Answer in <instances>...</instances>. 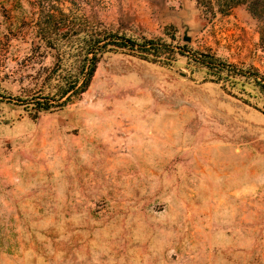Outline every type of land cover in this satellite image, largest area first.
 <instances>
[{"label": "rangeland", "instance_id": "1", "mask_svg": "<svg viewBox=\"0 0 264 264\" xmlns=\"http://www.w3.org/2000/svg\"><path fill=\"white\" fill-rule=\"evenodd\" d=\"M221 7L0 0V264H264V50ZM111 34L156 48L38 112Z\"/></svg>", "mask_w": 264, "mask_h": 264}, {"label": "trees", "instance_id": "2", "mask_svg": "<svg viewBox=\"0 0 264 264\" xmlns=\"http://www.w3.org/2000/svg\"><path fill=\"white\" fill-rule=\"evenodd\" d=\"M220 4V12L226 13L228 9H230L234 5H240L245 4L247 6L248 11L251 13L252 17L257 22L258 32L260 34V46L264 50V0H219ZM72 22V21H71ZM70 21L66 23V25L71 24ZM121 38L116 34L111 35H104L100 37L99 39H96L93 45H87L83 48L85 49L83 52L84 58L81 63V69L78 74L73 75L69 78H64L62 81V85L59 89V92L57 93V98H51V99H43V100H37L33 102L34 108L39 112L48 111L56 106V103L54 102H60L63 98H65L61 104H65L70 98L74 95H76L79 92H84L87 88V86L90 84V81L95 73L96 67H97V51H100L102 49H105L109 44H117L121 47H130V48H141V51L143 52H149L153 54L152 50H154L155 42L152 39L144 38L143 43H137L134 39L130 37H123L122 41L120 39H114V38ZM109 38H113L110 41H108ZM120 40V41H119ZM115 42V43H113ZM119 42V43H118ZM82 48V49H83ZM137 49V48H136ZM93 53V56L90 57V54ZM203 58L206 60H210L211 56L204 54ZM203 59V60H204ZM212 60V59H211ZM206 64H208L205 61H202ZM217 67L223 70H228V67L223 62H216ZM236 73H240V71L235 69ZM254 82L257 86L262 88L264 92V80L262 78L256 77L257 73H254ZM53 100V101H52Z\"/></svg>", "mask_w": 264, "mask_h": 264}, {"label": "water", "instance_id": "3", "mask_svg": "<svg viewBox=\"0 0 264 264\" xmlns=\"http://www.w3.org/2000/svg\"><path fill=\"white\" fill-rule=\"evenodd\" d=\"M185 39L189 40V37H186Z\"/></svg>", "mask_w": 264, "mask_h": 264}]
</instances>
